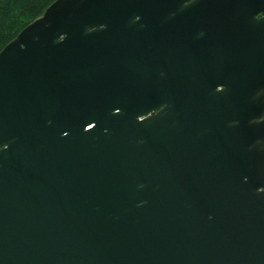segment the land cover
I'll list each match as a JSON object with an SVG mask.
<instances>
[{
  "label": "water",
  "instance_id": "water-1",
  "mask_svg": "<svg viewBox=\"0 0 264 264\" xmlns=\"http://www.w3.org/2000/svg\"><path fill=\"white\" fill-rule=\"evenodd\" d=\"M0 264H264V0H56L6 45Z\"/></svg>",
  "mask_w": 264,
  "mask_h": 264
},
{
  "label": "trees",
  "instance_id": "trees-1",
  "mask_svg": "<svg viewBox=\"0 0 264 264\" xmlns=\"http://www.w3.org/2000/svg\"><path fill=\"white\" fill-rule=\"evenodd\" d=\"M56 0H0V52Z\"/></svg>",
  "mask_w": 264,
  "mask_h": 264
}]
</instances>
